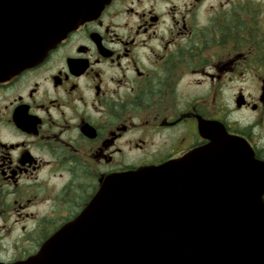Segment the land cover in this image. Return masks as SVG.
Listing matches in <instances>:
<instances>
[{
    "label": "flooded vegetation",
    "instance_id": "1",
    "mask_svg": "<svg viewBox=\"0 0 264 264\" xmlns=\"http://www.w3.org/2000/svg\"><path fill=\"white\" fill-rule=\"evenodd\" d=\"M250 8L111 0L0 81V239L14 234L19 251L0 261L37 253L110 175L189 155L213 196L252 181L253 160L264 163V18Z\"/></svg>",
    "mask_w": 264,
    "mask_h": 264
},
{
    "label": "water",
    "instance_id": "2",
    "mask_svg": "<svg viewBox=\"0 0 264 264\" xmlns=\"http://www.w3.org/2000/svg\"><path fill=\"white\" fill-rule=\"evenodd\" d=\"M109 2L0 0V80L38 64ZM191 168L186 155L108 177L74 221L12 264H264V165L254 160L252 181L219 196Z\"/></svg>",
    "mask_w": 264,
    "mask_h": 264
},
{
    "label": "rangeland",
    "instance_id": "3",
    "mask_svg": "<svg viewBox=\"0 0 264 264\" xmlns=\"http://www.w3.org/2000/svg\"><path fill=\"white\" fill-rule=\"evenodd\" d=\"M240 4H243L245 6V8H250V9H245V12L248 11H252L254 14L257 15L258 20H261L264 18V0H240ZM251 4V5H249ZM262 23H264L263 20H261ZM8 226V225H7ZM0 227H2V225L0 224ZM13 236H2L0 239V246L4 247V251L5 253H1V256H6V255H14L16 252H19L15 249V241L16 240H12ZM12 241H13V247H12ZM33 242H35L34 240L29 241L27 246H30ZM24 245V244H23ZM13 258V256H12Z\"/></svg>",
    "mask_w": 264,
    "mask_h": 264
}]
</instances>
